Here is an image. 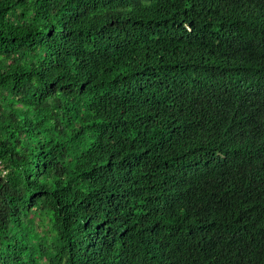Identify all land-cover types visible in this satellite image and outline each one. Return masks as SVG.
<instances>
[{
  "label": "trees",
  "instance_id": "16d2710c",
  "mask_svg": "<svg viewBox=\"0 0 264 264\" xmlns=\"http://www.w3.org/2000/svg\"><path fill=\"white\" fill-rule=\"evenodd\" d=\"M0 264H264V0H0Z\"/></svg>",
  "mask_w": 264,
  "mask_h": 264
}]
</instances>
